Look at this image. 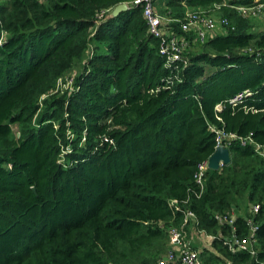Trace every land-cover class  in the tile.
I'll list each match as a JSON object with an SVG mask.
<instances>
[{"label":"trees","instance_id":"trees-1","mask_svg":"<svg viewBox=\"0 0 264 264\" xmlns=\"http://www.w3.org/2000/svg\"><path fill=\"white\" fill-rule=\"evenodd\" d=\"M134 1L0 0V264H158L181 226L201 264H264V26L235 9L264 0H152L187 41L170 65ZM198 7L229 26L183 32Z\"/></svg>","mask_w":264,"mask_h":264},{"label":"built area","instance_id":"built-area-1","mask_svg":"<svg viewBox=\"0 0 264 264\" xmlns=\"http://www.w3.org/2000/svg\"><path fill=\"white\" fill-rule=\"evenodd\" d=\"M134 4L143 5V15L147 20L149 32L155 37L161 39L159 52L165 57L166 65H170L172 62L179 59L180 54L183 52L184 47L187 45V41H179L177 38H175L174 35L167 34L163 31V19L160 15L154 12L152 0H135ZM213 8L214 9L212 11L214 14V12L220 9V5L214 4ZM235 9L243 16H252L254 18L264 19V3L258 2L254 3L251 6H240L236 7ZM213 14H207L206 12H204V10L199 12H187L181 23V30L183 32L194 31L196 37L202 41L206 38V36L213 33L214 29H216L218 26H221L222 28H227L229 26V20L226 17L217 18ZM63 79L65 80V83L67 80L69 81V85L71 84V78L69 79L65 77ZM249 94L250 92L245 90L236 95L233 99H231L230 103H235L236 101H239L244 95ZM233 136L234 135H229L228 137L232 139ZM218 146L226 147V145L222 143V138L219 135L216 138V145L214 150ZM255 149L259 152L261 151L260 153H264V146L257 145L255 146ZM206 169H208L207 162H204L198 166V170L196 173V181L198 184H201L202 175ZM257 210L258 206H253L250 209V211L252 212H257ZM187 218H193L192 213H186L184 223L187 221ZM228 223H231V220H229ZM248 223L251 227L250 220L248 221ZM254 231L255 227L251 228V234L249 237L247 236L243 238H238L234 235L232 238H230L228 244L230 250H243L249 252L250 254H254L256 251L255 248L257 244L256 238L254 237ZM198 232L202 233L201 231ZM206 238L210 239L211 236L206 235ZM168 243V250L166 254L158 260V264H201L198 251L192 247L193 241L191 237H189L185 233V231L183 230V226H181L179 229L171 228L169 230Z\"/></svg>","mask_w":264,"mask_h":264},{"label":"water","instance_id":"water-1","mask_svg":"<svg viewBox=\"0 0 264 264\" xmlns=\"http://www.w3.org/2000/svg\"><path fill=\"white\" fill-rule=\"evenodd\" d=\"M128 9L127 3L117 4L108 14L107 18L115 17L120 12ZM230 162V153L227 147L218 146L208 158L207 168L211 170H218L221 165H227ZM34 190V188H32Z\"/></svg>","mask_w":264,"mask_h":264},{"label":"rangeland","instance_id":"rangeland-1","mask_svg":"<svg viewBox=\"0 0 264 264\" xmlns=\"http://www.w3.org/2000/svg\"><path fill=\"white\" fill-rule=\"evenodd\" d=\"M205 9L206 8H204V7H198V8H195V9H189L188 11L189 12L190 11H194V10H196V11H203ZM161 18L164 19V17H161ZM243 18H247V16H243ZM255 21L256 22L258 21L260 24H262L264 26V19L255 18ZM215 30L216 29H214V31ZM82 64H83V61L82 62L80 61V63L77 64V67H78L77 70H79V68H81ZM67 85H69V81L66 80V83H65V80L63 78L60 79V80H58L56 82V84H55L54 90L50 94H48L46 96V98L47 97L49 98L51 96H59V95H62L63 92L65 91ZM13 127L15 128V125ZM190 237H191V239H192V241H193V243L195 245H201L203 242H205L207 240V238H205V236L202 233H200V232H198L196 230H194V231H192L190 233Z\"/></svg>","mask_w":264,"mask_h":264},{"label":"crops","instance_id":"crops-1","mask_svg":"<svg viewBox=\"0 0 264 264\" xmlns=\"http://www.w3.org/2000/svg\"><path fill=\"white\" fill-rule=\"evenodd\" d=\"M218 31H222V28L219 27V26L216 28V31L215 32H218Z\"/></svg>","mask_w":264,"mask_h":264}]
</instances>
